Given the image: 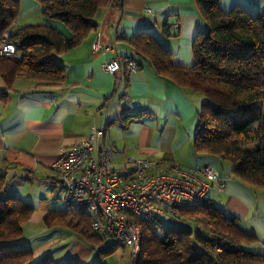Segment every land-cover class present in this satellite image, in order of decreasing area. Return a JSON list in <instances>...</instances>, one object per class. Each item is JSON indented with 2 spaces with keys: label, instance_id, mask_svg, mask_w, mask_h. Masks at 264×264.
<instances>
[{
  "label": "trees",
  "instance_id": "obj_1",
  "mask_svg": "<svg viewBox=\"0 0 264 264\" xmlns=\"http://www.w3.org/2000/svg\"><path fill=\"white\" fill-rule=\"evenodd\" d=\"M43 13L63 23L69 35L45 24H26L13 29L20 0H0V40L4 34L15 53L0 56V74L9 84L18 76L36 78L42 84H58L64 66L55 56L74 47L96 28L94 15L114 0H36ZM207 22L205 31L192 41L193 63L181 66L171 60L150 32L141 31L129 40L135 55L142 57L160 76L202 93L206 101L196 111L192 148L197 154L225 159L230 173L264 192V11L251 13L241 5L224 10L219 0H194ZM170 34L169 27H162ZM140 111L123 114L126 128L140 121ZM256 124V128L251 126ZM7 175L0 171V264H79L55 262L49 255L33 261L29 246L4 245L22 237L34 207L14 195L3 196ZM182 217L156 232L141 224L140 249L132 264H264V252L245 248L254 235L211 199L182 208ZM199 217L194 223L190 218ZM46 228H65L81 236L100 261L120 244L103 246L87 216L78 209H53L42 218Z\"/></svg>",
  "mask_w": 264,
  "mask_h": 264
},
{
  "label": "crops",
  "instance_id": "obj_2",
  "mask_svg": "<svg viewBox=\"0 0 264 264\" xmlns=\"http://www.w3.org/2000/svg\"><path fill=\"white\" fill-rule=\"evenodd\" d=\"M219 4L224 10L234 5L251 13L264 10V0H219ZM93 19L94 30L74 47L54 55L64 66L61 83L42 84L36 78L18 76L8 84L0 74V171L7 176L10 170L31 174L14 177L12 181L17 186L40 181L47 177L44 171H52L51 164L60 150L86 140L93 127L105 130V141L116 151L114 141L107 139L110 130L121 127L119 119L123 114L135 111L148 119L147 123L152 125L148 127L154 132L159 128L158 144L144 156L187 170L206 164L215 168L214 157L197 154L191 146L196 111L206 97L157 74L148 61L134 54L129 42L138 32H150L171 52L175 64L190 66L192 41L197 32L207 29L194 0H114L99 8ZM35 23L51 25L69 35L61 21L43 13L39 2L20 0L15 28ZM164 25L169 27L170 34L162 32ZM97 41L99 48L93 51ZM122 56L136 58L139 69L127 72L123 68L116 73L102 69L105 62ZM220 176L226 180V187L211 189L208 199L226 214L238 217L240 224L254 235L247 245L264 252V192L234 176ZM47 184L51 187L49 198L57 199L60 195L63 202L60 183ZM9 194L22 200L24 197L20 191L12 190ZM51 210L41 213V220ZM34 214L33 211L25 224L22 237L4 245L31 247L33 261L49 255L58 263L96 262L94 249L77 233H59L58 227H31L29 222ZM46 235H50L49 239L35 244Z\"/></svg>",
  "mask_w": 264,
  "mask_h": 264
},
{
  "label": "built area",
  "instance_id": "obj_3",
  "mask_svg": "<svg viewBox=\"0 0 264 264\" xmlns=\"http://www.w3.org/2000/svg\"><path fill=\"white\" fill-rule=\"evenodd\" d=\"M99 48L98 41L93 51ZM15 53V45L4 34L0 56ZM136 58H112L102 65L109 73L136 71ZM113 147L105 141V130L93 127L83 142L62 148L51 164L53 174L40 181H58L63 190V205L81 210L92 231L104 241L113 240L130 248L134 261L140 249L141 224L154 231L172 224L182 208L203 203L213 188L224 189L226 180L210 164L193 170L182 169L149 156L131 155L127 166L111 165ZM194 223L197 217L190 218Z\"/></svg>",
  "mask_w": 264,
  "mask_h": 264
},
{
  "label": "rangeland",
  "instance_id": "obj_4",
  "mask_svg": "<svg viewBox=\"0 0 264 264\" xmlns=\"http://www.w3.org/2000/svg\"><path fill=\"white\" fill-rule=\"evenodd\" d=\"M16 23H17V19L13 24V28H15ZM146 120L148 119H146L145 116H142L140 119L141 122L139 123L131 122L130 124H128L126 128L123 127L111 128L109 137L106 138L108 139V141L113 140L116 146V151L113 150L114 152L111 153V165L113 167L122 168L124 166H127V163L125 161L127 157L131 155H136V156L147 155L149 154L148 152L153 148V146H156V144H158L157 134L159 133V128L157 129V131L154 132V129L148 127L152 125H150L149 122L147 123ZM251 128L255 129L256 124H253ZM214 158L215 161L217 160L215 163V168L218 170V173L221 174L222 176H232L230 173L229 162L225 159H220L216 156H214ZM163 163L164 166L169 165L167 161H163ZM44 172L45 174H47V176L53 174L51 170ZM19 174L23 175L25 173L23 171H20ZM19 174L17 171L10 170L7 176V184L4 188V191L2 192V195L8 196L7 192H12V190L20 191L21 193H23L24 196L23 200L30 203L34 207L35 214L33 215V217L29 222L30 226L38 230H43L45 226L42 223L40 214L46 210L63 209L64 205L61 200V196L59 195L57 199H50L49 195L51 192V187L46 182H40L38 179H35L30 182L26 181V183H23L22 185H18V186L13 184L12 180L14 179V177H16V179L17 177L20 178ZM25 175L31 177V174L29 173H26ZM58 189H59V185L56 184L55 191L57 192ZM260 191H261L260 193H262L261 189ZM197 218L199 221L200 218L199 217ZM60 229L61 231H59V233L62 232V230L68 231L65 228H60ZM49 237L50 235L41 237L37 241H35V244H37V242H44L45 240L49 239ZM112 242L113 240L105 241L103 246L109 245ZM244 246L245 248L248 249L253 248V246H249L247 244ZM93 253L95 254L96 257L97 249H94ZM96 258H97L96 261H100L98 256ZM103 262H105L106 264H132L134 262V259L131 256L130 248L120 245L117 246L111 254L107 255L104 258Z\"/></svg>",
  "mask_w": 264,
  "mask_h": 264
}]
</instances>
